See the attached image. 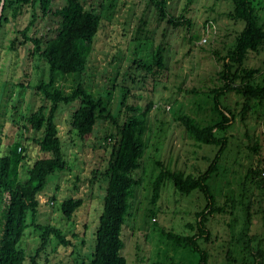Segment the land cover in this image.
I'll list each match as a JSON object with an SVG mask.
<instances>
[{
    "label": "rangeland",
    "instance_id": "rangeland-1",
    "mask_svg": "<svg viewBox=\"0 0 264 264\" xmlns=\"http://www.w3.org/2000/svg\"><path fill=\"white\" fill-rule=\"evenodd\" d=\"M58 1L61 2L60 5L64 4V1ZM92 1L96 5L102 2L83 0L88 7ZM148 1L106 0L104 3L113 8L103 12V26L91 53L87 74L84 77H67L60 82V86L70 93L82 82L96 98L102 96L106 99L111 93L109 110L120 120L126 113V108L122 106L126 93L124 89L131 90L127 106L146 107L150 98L155 103L147 116L148 131L145 139L148 140L149 148L144 162L146 170L138 175L143 178L144 183L136 188L135 198L131 201L133 217L128 219L124 228L123 240L126 245L123 255L129 264H172L174 261L198 264L201 259L199 254L171 246L162 230L177 234L191 233L187 226L189 223L195 224L196 214L206 207L205 197L200 193L182 197L176 192L172 182H167L161 199L154 206L151 204V183L161 172L156 161H162L172 169L195 174L196 170L205 172L217 157L219 148L196 146L176 117L180 114L191 116L202 126H207L221 115L214 111L213 98L208 96L210 90L221 83L218 75L220 66L213 50L224 53L233 47L236 36L242 32L244 25L228 16L231 2L225 0H194L190 4L189 0H172L170 12L176 17L184 15L191 19V28L174 27L161 21L158 12L149 8ZM1 4L2 0L0 6ZM187 5L189 9L185 14ZM258 13L264 23V2L258 7ZM32 17L33 13L29 11L18 21L4 25L0 33V133L5 124L3 115L7 114L8 118L2 149L20 141V132L25 124L23 118L47 104L30 89L19 87L22 83L26 86H38L40 82L48 80L49 71L45 63L38 57H32L31 45L24 47L18 42L15 52L9 49L17 38L24 41L18 31L26 29ZM207 21H214L215 24L209 26L204 33ZM41 26H44V22L39 19L33 31ZM159 47L164 48L167 70L154 86L153 75L148 74L140 64L152 61V55ZM39 65L41 68H38ZM247 65L250 68H261L264 74V53L256 58L251 56ZM260 78L261 76L257 77V80L261 81ZM144 83L146 88H143ZM220 103L223 107L231 108L237 117L226 132L227 135L221 133V137H230L229 151L232 153L225 155L219 173L209 181L214 195L218 196L222 204L229 193L233 192L237 197L240 195V183L247 168L250 165L257 166L258 159L264 160V106L256 105L257 102L253 101L246 119L242 120L241 113L245 104L243 97L230 93ZM160 106L165 108L166 113L164 110L158 111ZM79 108L80 102H75L62 105L59 110L57 124L69 169L50 178L47 190L41 197L43 207L38 219L39 223H51L59 227L76 247L64 249L54 242L43 255L48 260L46 264H90L96 246L94 233L104 209L106 183L101 182V175L98 176L100 180L94 183L92 181L96 170L104 173L108 168L113 147L111 142L106 143L105 140L114 135L116 128L112 120L99 122L93 136L86 140L80 138L74 131L71 132L70 126L73 114ZM141 114L142 111L138 113L139 116ZM15 122H18L19 128L15 127ZM10 135L15 136L14 140ZM27 135L33 139L42 134L31 131ZM257 141L262 149L260 154L253 156L247 146H254ZM24 145L28 149L29 159L22 166L21 176L26 181L35 160L50 158L51 155L42 153L33 142H25ZM249 188L253 210L260 207L259 203L264 208V192L252 184ZM54 196H57L56 202L52 200ZM69 197L85 201L84 208L73 221H67L60 211V203ZM152 212L157 214L159 227L154 225V219H150ZM231 220L233 218L230 214L211 218L209 228L212 230L214 244L204 241L200 243L210 253V264H259L249 254L248 239L241 243L237 238L243 237L242 233L247 230L244 223L240 221L235 224L236 235L232 236L231 228H228ZM252 222L250 237L257 234L264 238L262 215L253 217ZM233 237L236 239L233 240ZM231 240L234 259L228 261L226 247ZM38 245L39 235L34 229H29L22 247L31 255Z\"/></svg>",
    "mask_w": 264,
    "mask_h": 264
},
{
    "label": "trees",
    "instance_id": "trees-1",
    "mask_svg": "<svg viewBox=\"0 0 264 264\" xmlns=\"http://www.w3.org/2000/svg\"><path fill=\"white\" fill-rule=\"evenodd\" d=\"M62 1H64L63 5H60L61 2L58 0H6L3 11L0 33L4 25L18 21L29 11L33 13L30 25L18 31V35H22L24 41L17 38L9 49L15 52L18 42L24 47L31 45L32 57H38L45 63L49 71V79L40 82L38 86H26L23 83L19 85L20 88L30 89L42 97L47 104L23 118L25 124L20 132V141L13 142L4 149H2L6 135L4 129L7 127L8 118L7 114L3 115L5 124L2 125L0 133V264H46L48 260L44 259L43 255L54 242L64 249L76 247L59 227L51 223L38 222L43 207L41 197L47 190L50 178L69 169L57 116L62 105L75 102H80V108L73 114L70 126L71 132L74 131L80 138L86 140L93 136L99 122L112 120L116 128L114 135H110L105 140L106 143L111 142L113 147L108 168L104 173L96 170L92 181V183L97 182L100 180L98 176L101 175V182L106 183V194L104 209L94 233L96 246L90 264H129L123 255L126 245L123 232L128 219L133 217L131 201L135 198L136 188L144 183L143 178L138 175L146 170L144 162L149 148L148 140L145 139L148 131L147 116L155 103L150 98L146 107L127 106L131 90L124 89L126 93L123 96L122 106L126 108V113L120 120L109 110L111 93L106 100L102 96L96 98L82 82L78 83L70 93L60 86V82L67 77L74 75L84 77L87 74L94 44L103 26V12L113 8L104 3L106 0H102L100 5L92 1L90 7L83 0ZM171 1L149 0L148 6L154 8L161 21H166L170 26L191 28L193 25L191 19L184 15L179 18L170 12ZM225 1L231 2L228 16L236 22H241L244 28L236 36V43L226 52L213 50L215 60L220 66L218 75L221 83L220 86L216 85L211 89L208 96L213 98L214 111L221 115L207 126H202L191 116L180 114L176 117L196 146L217 147L218 155L205 172L196 170L195 174H187L182 170L172 169L162 161H156L161 172L151 183V204L155 206L161 199L167 182H172L176 192L182 197H189L194 193L202 194L207 202L206 207L196 214L195 224H188L187 228L191 233L177 234L170 230H162L168 243L199 254L201 259L198 264H210V253L205 251L200 243L204 241L207 244H214L212 230L209 228L211 218L215 215L230 214L233 220L228 223V228H231L232 236L236 235L235 224L240 221L244 223L247 230L242 233L243 237L237 236V238L241 243L248 239L250 256L255 262L264 264V238H260L257 234L252 237L249 235L252 218L262 215L264 220L262 204L259 203L260 207L253 210L249 196L250 184L264 192V160L258 159L257 166L250 165L247 168L246 175L242 176L238 197L233 192L229 193L225 196V202L221 204L209 185V181L219 173L225 155L232 153L229 151L230 137H221V133L226 134L237 120L231 108L221 106L220 100L230 93L243 97L245 104L241 113L242 120L246 119L250 111L249 106L253 101L257 102L256 105L264 106L263 70L250 68L247 65L251 56L256 58L264 53V23L258 13V7L264 0ZM193 2L194 0H189V4ZM188 9L189 5L185 8V14ZM39 19L44 22V26L33 31ZM214 24V21H207L203 28L204 33ZM208 35L211 38V35ZM163 49L159 47L149 63L140 64L148 74L153 75L154 86L167 70ZM259 76L261 81L257 80ZM143 88H146L145 83ZM133 97L138 98L137 95ZM163 110L166 113L162 106L158 108L159 112ZM141 111L142 114L139 116L138 113ZM1 116L2 113H0ZM14 125L19 128L18 122ZM31 131L42 135L31 139L27 135ZM10 136L14 140L15 136ZM25 142H33L42 153L49 154L51 157L36 159L28 172V179L23 181L22 166L29 159ZM247 148L255 156L260 154L262 146L257 141L254 146L248 145ZM52 200L56 202L57 196H54ZM84 206L83 199L69 197L60 203V211L67 221H73ZM156 217L157 214L152 212L150 219H154V225L159 227ZM29 229H34L39 235L38 248L31 255L27 254L22 247ZM234 239L236 237H233ZM233 240L229 241V246L226 247L228 261L234 259L231 251ZM172 264L185 263L174 261Z\"/></svg>",
    "mask_w": 264,
    "mask_h": 264
},
{
    "label": "water",
    "instance_id": "water-1",
    "mask_svg": "<svg viewBox=\"0 0 264 264\" xmlns=\"http://www.w3.org/2000/svg\"><path fill=\"white\" fill-rule=\"evenodd\" d=\"M5 3H6V0H2V4L0 6V28H1V25H2V16H3Z\"/></svg>",
    "mask_w": 264,
    "mask_h": 264
},
{
    "label": "built area",
    "instance_id": "built-area-1",
    "mask_svg": "<svg viewBox=\"0 0 264 264\" xmlns=\"http://www.w3.org/2000/svg\"><path fill=\"white\" fill-rule=\"evenodd\" d=\"M206 38H207V37H206ZM206 38H205V39H206ZM205 42H207V40H205Z\"/></svg>",
    "mask_w": 264,
    "mask_h": 264
}]
</instances>
